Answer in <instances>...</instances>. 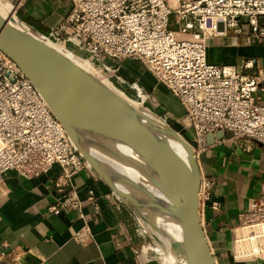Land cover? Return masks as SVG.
Listing matches in <instances>:
<instances>
[{"label":"built area","instance_id":"2783aa9c","mask_svg":"<svg viewBox=\"0 0 264 264\" xmlns=\"http://www.w3.org/2000/svg\"><path fill=\"white\" fill-rule=\"evenodd\" d=\"M25 25L20 9L29 0H10ZM264 0H71L69 13L48 35L52 41L71 40L90 51L95 66L128 82L122 61L140 60L156 79L177 97L185 110L184 127L193 135L197 154L207 136L220 130L228 139L250 149L264 146V62L239 64L209 60L212 39L248 35L264 47ZM138 98L149 95L138 81L131 82ZM60 166L67 184L71 177L92 168L74 142L51 101L18 62L0 49V187L5 173L16 170L25 178ZM200 173V207L210 200L215 179ZM93 199V191H90ZM84 201L68 189L49 210L79 212L82 225L73 238L94 239L91 223L82 212ZM214 207L218 203L214 202ZM235 261H264V184L233 227ZM2 251L1 256L10 257Z\"/></svg>","mask_w":264,"mask_h":264},{"label":"crops","instance_id":"0c3cea01","mask_svg":"<svg viewBox=\"0 0 264 264\" xmlns=\"http://www.w3.org/2000/svg\"><path fill=\"white\" fill-rule=\"evenodd\" d=\"M70 6L71 0H29L19 13L32 31L48 35L69 13ZM232 39H225V50L233 56L222 63L239 64L246 57V51L230 42ZM218 46H223V42ZM121 75L128 81L117 79L124 92L131 89L138 98L131 82H140L154 95V101H159L158 110L182 122L185 110L180 100L140 60H123ZM228 136L229 133L225 139L208 144L197 156L199 172L216 181L210 200L200 207L201 223L217 264H264L263 260L235 261L232 256V229L251 200L261 195L264 146L254 142L246 149ZM64 182L58 165L33 178H25L16 170L5 173L0 187V264H160L145 249L150 236L142 229L133 206L93 168L75 174L65 185ZM68 189L78 191L84 201L82 212L95 234L85 243L73 238V231L82 225L78 211L56 214L49 210ZM90 191L93 199H89ZM214 202L219 206L214 207ZM12 250L10 257L1 256L2 251Z\"/></svg>","mask_w":264,"mask_h":264},{"label":"bare ground","instance_id":"6f19581e","mask_svg":"<svg viewBox=\"0 0 264 264\" xmlns=\"http://www.w3.org/2000/svg\"><path fill=\"white\" fill-rule=\"evenodd\" d=\"M14 10L15 7L10 0H0V19L33 35L68 61L84 77L95 82L118 102L132 121L151 139L186 162L200 178L197 148L194 142L193 145L178 129L164 123L156 113L113 86L106 78L107 75L100 76L88 62L93 59L92 54L85 59L79 54V47L73 41L54 42L32 31L17 18ZM73 91L82 101L92 107L101 108L92 95L82 89L76 88ZM59 117L76 145L98 163L116 187L135 202L139 199L140 204L144 205L141 207V215L161 238L163 249L169 256L167 258H171L173 264H192V252L183 229L179 208L180 205L185 204L186 199L180 180L175 176L166 175L152 159L132 143L96 123L66 113H61ZM192 155L196 157L197 165L191 162Z\"/></svg>","mask_w":264,"mask_h":264},{"label":"water","instance_id":"95a60500","mask_svg":"<svg viewBox=\"0 0 264 264\" xmlns=\"http://www.w3.org/2000/svg\"><path fill=\"white\" fill-rule=\"evenodd\" d=\"M0 49L14 58L39 90L51 101L59 116L66 113L96 123L107 131L132 143L152 159L169 177H177L186 193L185 204L180 205L182 225L192 252V264H216L200 217V178L184 161L163 145L151 139L124 112L118 102L95 82L84 77L53 49L9 22L0 19ZM82 89L95 97L101 108L92 107L74 93ZM227 132L220 130L207 136L208 144L225 139ZM79 148V147H78ZM92 168L122 195L112 179L82 148ZM191 162L197 165L194 155Z\"/></svg>","mask_w":264,"mask_h":264},{"label":"rangeland","instance_id":"374dc122","mask_svg":"<svg viewBox=\"0 0 264 264\" xmlns=\"http://www.w3.org/2000/svg\"><path fill=\"white\" fill-rule=\"evenodd\" d=\"M260 21H261V23H264V17H262L260 19ZM54 42H57V41L55 40ZM219 42H221V44L223 42V46H218ZM230 42H234V44H237V46L240 47V49L241 48L243 49V52L246 51L245 59H253V60L257 59V62H255L254 70H256L259 67V64L264 62V47L257 44V42L253 38L249 39V36L247 34L243 35V36L234 37ZM226 45H227V40L218 41L216 39H212V43H211V46L209 48V60L212 62L222 63L223 61H227V59L230 56L232 57L233 56L232 52L231 51L227 52L225 50V48L227 47ZM79 50H80L79 54L82 55L85 59H88L89 55L92 54L90 51H87L86 49L79 48ZM247 54H249V55H247ZM91 60L90 61L88 60V62L91 63L92 67H94V70L100 76L105 77L107 75L108 77H106V78H108L110 80L111 84L113 86H115L117 89H119L120 91L124 92V89L121 88V86L117 83L118 78L116 76L110 77L108 72L104 71L103 69H101L98 66H95ZM93 60H94V58H93ZM224 64H233V63H224ZM159 92L161 94H163L165 96V98L169 97L167 95V93L163 92L162 90H159ZM124 93H126V92H124ZM147 94L149 96L145 100H142L141 98H133V97H131V98L140 102L143 105V107H145V108L153 111L154 113H156L164 123L171 125V126L175 127L176 129H178L184 135V137L193 144L192 135L190 134V131L184 127L183 122H181V121H180V123L176 122L177 120L175 121L173 116H171L168 112L163 111V110L161 111L160 109L158 110V108H156V106L159 105V101H157V99L154 101V95L151 92H147ZM167 100H169L171 103L174 102L172 97H169ZM160 105H162V104H160ZM162 107H165V106L162 105ZM196 148L198 149L197 146H196ZM122 196L126 201H128L133 206L142 229L145 231V233H147L150 236L149 237V243L145 247L146 251L149 253H152L160 264H173L171 261L172 259L170 258L171 259L170 260L167 258L168 255H166V253L163 249L164 246L162 245L163 243L161 241V238L154 232L150 223L146 219H144L143 216L141 215V207L144 205L140 204L139 199L136 200V202H135L131 197L127 196L125 193H122ZM160 248H162V249L158 250Z\"/></svg>","mask_w":264,"mask_h":264},{"label":"trees","instance_id":"16d2710c","mask_svg":"<svg viewBox=\"0 0 264 264\" xmlns=\"http://www.w3.org/2000/svg\"><path fill=\"white\" fill-rule=\"evenodd\" d=\"M126 92L128 95H130V97L136 98L135 93L131 89H128Z\"/></svg>","mask_w":264,"mask_h":264}]
</instances>
